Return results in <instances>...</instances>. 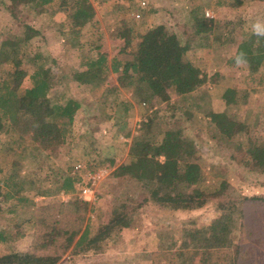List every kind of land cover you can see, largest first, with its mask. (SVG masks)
Returning a JSON list of instances; mask_svg holds the SVG:
<instances>
[{
	"label": "rangeland",
	"instance_id": "374dc122",
	"mask_svg": "<svg viewBox=\"0 0 264 264\" xmlns=\"http://www.w3.org/2000/svg\"><path fill=\"white\" fill-rule=\"evenodd\" d=\"M60 1L65 5L67 0ZM89 10L92 17L77 34L71 27L69 12L62 6L37 7L0 0L1 70L7 72L9 59L17 51L26 52L29 57L40 51L41 64L52 77L53 93L68 94L81 103L71 124L72 134L65 143L54 123L40 124L32 135L23 137L22 143L16 134L0 130V181L12 173L30 197L17 213L1 215L0 222L4 224L27 222L24 225L27 235L13 244L22 249L30 245L33 227L26 226L39 205L54 204L56 200L68 202L75 197L89 202L85 221H89L92 234L95 233L97 226L122 205L114 193L138 195L131 184H118V178L113 176L117 165L131 160L130 143L146 137L161 147L159 158L164 159L171 153L165 137L168 127L181 128L184 135L193 139L202 173L201 186L215 188L227 179L229 190L239 200L245 197L242 206L245 214L242 215L240 205L232 211L234 236H243L245 225L253 230V224L264 218V198H261L264 170L245 160V148L227 136L211 112L224 109V89L237 85L250 91L249 101L238 109L240 114L251 111L252 119L255 112L264 113V65L254 77H249L246 65L229 63L242 37V27L251 30L255 19H264V0H90ZM206 12L211 13L208 18H213L212 31L193 32L192 17ZM25 23L32 24L39 33L19 48L17 40L24 34ZM158 23L167 24L182 42L190 45L189 55L206 73V81L189 93L173 95L170 102L177 104L176 115H171L170 108L163 103L156 114L158 128L147 133L143 121L153 107L139 101L133 85L120 86L117 73L112 70L98 85L82 82L78 77L86 69L85 59L106 52L110 60L119 52L125 44L121 31L126 27H132L131 36L136 44L146 29ZM27 65L30 71L36 67L33 62ZM30 81L29 75L26 76L22 87ZM107 87H116L121 99L111 117L109 111H104L101 100ZM116 88L109 99L117 93ZM263 113L259 121L249 126L248 135L257 143L264 142ZM63 169L81 177L76 191L44 194L43 189ZM217 205L218 199L214 198L196 208H172L145 201L132 211L130 226L108 237L104 251L76 254L69 250L55 264H153L154 260L167 264L181 246L183 228L209 222L217 213ZM69 206L66 204L68 210ZM245 217L251 221L244 225ZM262 243L264 240L252 243L258 249L240 257L238 264H264Z\"/></svg>",
	"mask_w": 264,
	"mask_h": 264
},
{
	"label": "trees",
	"instance_id": "16d2710c",
	"mask_svg": "<svg viewBox=\"0 0 264 264\" xmlns=\"http://www.w3.org/2000/svg\"><path fill=\"white\" fill-rule=\"evenodd\" d=\"M10 1L37 7L62 6L69 12L71 27L77 34L92 17L90 0H67L65 5H61L60 0ZM192 18L193 32L212 31L213 18L203 14ZM131 32V26L121 31L125 44L110 60L106 52L85 59L83 63L86 69L79 73L78 78L82 82L98 85L112 70L117 73L120 86L133 85L139 101L146 107H153L143 121L144 130L148 133L159 125L156 114L162 104L170 108L171 115H176L177 104L170 102L173 95H184L195 90L206 81V73L191 59L190 45L182 42L177 32L167 24L158 23L149 27L136 44L133 43ZM38 33L32 24L25 23L24 34L17 40L18 47ZM256 41L249 27H242V37L236 52L229 58V63L236 65L235 57L243 53L247 62L242 65L248 67L249 77H254L264 65V40L258 45ZM30 62L36 65L32 71L27 65ZM42 62L43 54L40 51H35L30 57L26 52L17 51L9 59L10 67L6 73L0 67V130L16 134L22 143L23 137L32 135L40 124L54 123L61 141L65 143L72 134L71 124L81 103L68 94L59 96L53 93L52 77ZM28 75L30 84L22 87ZM115 88L107 87L101 98L104 111H109L110 117L113 116L114 106L121 100L117 88V93L111 99L108 98ZM249 97L248 87L228 85L222 93L224 109L212 111L211 115L221 124L227 136L245 148V160L264 170V142L257 143L248 135L249 126L259 121L263 112H255V117L251 119V111L243 115L238 110L249 101ZM165 137L170 143L171 153L164 159L159 158L161 147L146 137L135 138L130 143L128 153L131 160L117 165L113 176L118 178V184H131L137 189L138 195L114 193V198L122 203V208L116 207L109 219L97 226L95 233L92 234L89 221H85L89 205L87 200L75 197L68 202L56 200L54 204L39 205L26 226L33 227L34 236L27 248L22 249L13 244L27 235L24 228L27 222H0V264H55L69 250L76 254L102 252L106 249L108 237L114 231L130 226L132 211L145 201L172 208H196L212 198L218 199L217 213L209 222L183 228L181 246L167 264H238L240 257L258 249L252 243L264 240V218L256 221L251 230L245 225L251 219L245 217V231L242 229L244 235L236 238L232 211L237 205L242 208L245 197L239 200L229 190L231 186L227 179L215 188L201 186L202 173L193 139L184 135L181 128L170 127L166 129ZM80 180L77 173L63 169L52 184L43 189L44 194L49 196L61 190L75 192ZM29 201L30 197L23 192L21 181L12 173L1 179L0 219L7 212L17 213ZM66 204L71 205L70 210ZM50 209L56 210L52 212ZM241 213L245 214L243 208ZM153 264L162 263L154 260Z\"/></svg>",
	"mask_w": 264,
	"mask_h": 264
},
{
	"label": "clouds",
	"instance_id": "9594fccd",
	"mask_svg": "<svg viewBox=\"0 0 264 264\" xmlns=\"http://www.w3.org/2000/svg\"><path fill=\"white\" fill-rule=\"evenodd\" d=\"M205 16L211 17V13H205ZM251 33L257 38V45L261 40H264V19L257 18L251 23ZM236 63L238 65L246 63V58L243 53L235 57Z\"/></svg>",
	"mask_w": 264,
	"mask_h": 264
},
{
	"label": "built area",
	"instance_id": "2783aa9c",
	"mask_svg": "<svg viewBox=\"0 0 264 264\" xmlns=\"http://www.w3.org/2000/svg\"><path fill=\"white\" fill-rule=\"evenodd\" d=\"M143 4H145V1H143ZM139 15V13H137Z\"/></svg>",
	"mask_w": 264,
	"mask_h": 264
}]
</instances>
